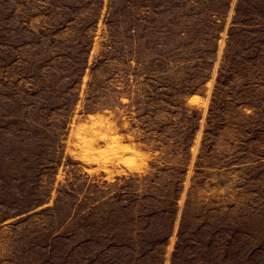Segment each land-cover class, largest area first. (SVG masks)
<instances>
[{
    "label": "rangeland",
    "instance_id": "374dc122",
    "mask_svg": "<svg viewBox=\"0 0 264 264\" xmlns=\"http://www.w3.org/2000/svg\"><path fill=\"white\" fill-rule=\"evenodd\" d=\"M0 264H264V0H0Z\"/></svg>",
    "mask_w": 264,
    "mask_h": 264
},
{
    "label": "bare ground",
    "instance_id": "6f19581e",
    "mask_svg": "<svg viewBox=\"0 0 264 264\" xmlns=\"http://www.w3.org/2000/svg\"><path fill=\"white\" fill-rule=\"evenodd\" d=\"M193 100V99H192Z\"/></svg>",
    "mask_w": 264,
    "mask_h": 264
}]
</instances>
